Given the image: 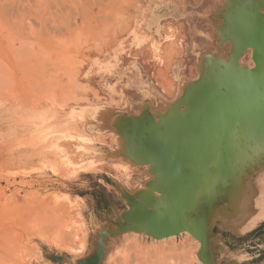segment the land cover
Segmentation results:
<instances>
[{
  "label": "rangeland",
  "instance_id": "rangeland-1",
  "mask_svg": "<svg viewBox=\"0 0 264 264\" xmlns=\"http://www.w3.org/2000/svg\"><path fill=\"white\" fill-rule=\"evenodd\" d=\"M98 1L0 0V264L94 253L124 197L152 180L123 154L127 127L157 122L207 64L226 63L225 15L255 0ZM251 53L240 67H254ZM253 168L263 180L264 161ZM210 231L209 243L253 257L243 264H264V227L245 237L215 219ZM132 233L106 237L101 264H201L189 234ZM219 250L212 263L226 264Z\"/></svg>",
  "mask_w": 264,
  "mask_h": 264
},
{
  "label": "water",
  "instance_id": "water-1",
  "mask_svg": "<svg viewBox=\"0 0 264 264\" xmlns=\"http://www.w3.org/2000/svg\"><path fill=\"white\" fill-rule=\"evenodd\" d=\"M263 5L264 0L242 1L232 15H225L231 44L226 63L207 64L199 79L184 90L179 103L157 122L140 118L129 124L123 154L133 165L147 166L152 180L134 197H124L128 209L117 216L115 229L101 233L94 253L78 264H101L104 239L125 232L157 240L188 233L199 242L200 263L213 264L211 231L202 230L208 222L204 190L212 173L219 182L232 168L242 165L246 174L264 161ZM248 49L252 51V69L238 63ZM192 138L196 144H204L198 153L190 146ZM216 138L219 142L214 144ZM217 156L220 167L225 166L222 174H216ZM145 193L150 200L135 206L139 194ZM134 210L136 216L126 221L125 214L130 216Z\"/></svg>",
  "mask_w": 264,
  "mask_h": 264
},
{
  "label": "bare ground",
  "instance_id": "bare-ground-1",
  "mask_svg": "<svg viewBox=\"0 0 264 264\" xmlns=\"http://www.w3.org/2000/svg\"><path fill=\"white\" fill-rule=\"evenodd\" d=\"M99 1L95 5L97 6V8H99L100 5L101 6L104 5V4L102 5L101 2L99 3ZM111 2L112 1L110 0L108 5H110ZM92 8H94V6ZM104 8L105 11H103V13L106 12L107 15L112 14L110 13L111 10L108 11L107 4L105 5ZM104 8L101 7V9ZM101 9L99 11L102 12ZM96 13H95L96 15H100L99 12ZM101 15L103 14L101 13ZM190 140L193 141V143L189 145L192 146V149L195 152L198 153L200 149H203L202 147L204 144H196L198 141L194 142L193 138ZM210 141H212V139L209 140V142ZM218 142H219V138H216L214 140V144L215 143L217 144ZM119 146H120V141H119ZM220 159L221 158H219V156H217L215 159L216 174L217 173L222 174V172L225 170V166L220 167V164H218L219 161H221ZM230 169L231 168H229V170ZM244 173H243L242 165H239L236 168H232L229 171L228 175L225 178L219 180V182L215 181L214 175L212 173L211 183L208 184L207 189L204 190L205 201H206L205 206H207L206 217L208 221L207 225H205L202 229L204 233H207L209 231L210 225L214 222L215 219L220 221L221 228L223 229L231 228L234 231V233L237 235H245L253 231L258 226L259 223L264 222V184H261L264 182L263 181L264 179L261 180V178H259L260 172H258L257 170L251 169L248 173L246 174ZM139 195H140V199L135 206L140 207L144 205V203L150 200V196L147 193L139 194ZM132 215L133 217L136 216L135 210L131 213L130 216L128 214H125V220L130 221ZM184 234H188V233H184ZM171 237H175V236H171ZM148 238H150L152 241L155 242L160 241L157 239H153L151 237ZM184 254L186 255L185 249L183 248L181 252L182 257H185ZM78 261L79 260L75 261L73 264H78Z\"/></svg>",
  "mask_w": 264,
  "mask_h": 264
},
{
  "label": "crops",
  "instance_id": "crops-1",
  "mask_svg": "<svg viewBox=\"0 0 264 264\" xmlns=\"http://www.w3.org/2000/svg\"><path fill=\"white\" fill-rule=\"evenodd\" d=\"M213 245L220 246L219 253L224 258V260L223 259L222 260L226 261V264H243L245 261L247 260L251 261L253 259L252 256L250 257L247 252L244 253L242 250L238 252L234 250L233 251L230 250L227 244H225V242L223 241H215V242L213 241L212 243H209V254L211 258H212V246ZM257 256H254V257L256 258Z\"/></svg>",
  "mask_w": 264,
  "mask_h": 264
},
{
  "label": "trees",
  "instance_id": "trees-1",
  "mask_svg": "<svg viewBox=\"0 0 264 264\" xmlns=\"http://www.w3.org/2000/svg\"><path fill=\"white\" fill-rule=\"evenodd\" d=\"M263 227H264V222L261 223L260 225H258L253 231L247 233V234L245 235V237L250 236V235L258 234V233L262 230ZM263 254H264V253H263ZM254 262H255V261H254Z\"/></svg>",
  "mask_w": 264,
  "mask_h": 264
}]
</instances>
